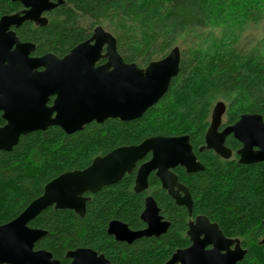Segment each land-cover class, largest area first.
I'll use <instances>...</instances> for the list:
<instances>
[{"label": "trees", "instance_id": "1", "mask_svg": "<svg viewBox=\"0 0 264 264\" xmlns=\"http://www.w3.org/2000/svg\"><path fill=\"white\" fill-rule=\"evenodd\" d=\"M19 7L18 2L0 0V17ZM263 16L264 0H66L46 13L45 25L23 23L16 34L34 44L33 54L51 52L58 57L86 40L96 25L105 24L122 59L139 67L166 55L188 33L193 40L180 49L179 71L165 94L140 117L91 121L69 134L49 126L21 135L9 151L0 150V224L15 218L62 172L83 169L96 156L148 137L188 135L203 169L187 173L178 166L174 172L191 195L190 217L153 173L148 189L134 192V169L116 183L85 193L89 200L83 216L66 208L42 210L29 222L46 231L34 249L50 251L61 264L68 262L66 251L77 247L102 253L111 264H164L177 248L189 245L187 224L203 215L246 249L237 264H264V161L242 164L204 147L217 101L225 103V123L243 113L260 114L264 122V52L258 47L239 49L234 41L225 42L223 35L214 37L210 31L208 38L195 37L197 30L233 23L243 27ZM225 144L235 148L239 143L229 137ZM146 194L153 196L169 222L167 231L131 243L115 240L107 233L110 220L133 230L145 226L140 214Z\"/></svg>", "mask_w": 264, "mask_h": 264}, {"label": "water", "instance_id": "2", "mask_svg": "<svg viewBox=\"0 0 264 264\" xmlns=\"http://www.w3.org/2000/svg\"><path fill=\"white\" fill-rule=\"evenodd\" d=\"M11 1H19L24 9L0 17V111L5 121L0 126V150L9 151L21 135L49 126H58L69 134L91 121L138 118L165 94L179 71L177 45L163 57L139 67L122 59L114 35L101 25H96L86 40L61 57L51 52L30 56L34 44L20 42L9 27L24 21L45 25L47 18L42 14L66 0ZM101 58L105 62L97 64ZM224 111L223 101L213 105L204 135L205 147L228 158L231 151L224 139L232 134L241 144L236 150L239 163L264 161L262 116L243 113L218 131ZM147 153L150 158L137 167L134 191L146 189L148 175L153 171L176 205L184 206L190 216L191 195L173 172L177 165L187 173L203 169L188 135L148 137L138 144L116 147L96 156L87 167L62 172L48 181L42 193L15 218L0 224V264H60L50 251L34 249L46 231L30 227L29 222L49 206L71 209L83 216L89 199L84 193H95L118 182ZM140 219L145 227L136 230L120 220H110L107 233L117 241L131 243L143 236L157 237L169 226L150 195L144 198ZM186 234L190 244L177 248L164 264H237L246 253L237 238L226 237L215 222L203 215L188 223ZM261 242L264 244V237ZM65 256L70 259L69 264H111L103 254L87 247L68 250Z\"/></svg>", "mask_w": 264, "mask_h": 264}, {"label": "rangeland", "instance_id": "3", "mask_svg": "<svg viewBox=\"0 0 264 264\" xmlns=\"http://www.w3.org/2000/svg\"><path fill=\"white\" fill-rule=\"evenodd\" d=\"M101 25L104 29L109 30L105 27V24ZM208 31H210L209 33L214 37H221L223 35L225 42L231 43L234 41V45H237L239 49L247 51L258 47V49L264 52V16L257 23L249 22L243 27H239L233 23L228 26L212 27L201 31L197 30L195 32L196 40L199 39L198 34H202V36H207L208 38ZM192 40L191 34L188 33L184 38L179 39L176 45L183 50L191 45Z\"/></svg>", "mask_w": 264, "mask_h": 264}, {"label": "flooded vegetation", "instance_id": "4", "mask_svg": "<svg viewBox=\"0 0 264 264\" xmlns=\"http://www.w3.org/2000/svg\"><path fill=\"white\" fill-rule=\"evenodd\" d=\"M13 2H18L19 4H20V7L17 9V10H15V11H13V12H11V13H8V14H4V15H10V14H14V13H16V12H19V11H21L22 9H24V7H23V5L19 2V1H13ZM53 9V8H52ZM50 11V10H49ZM49 11H46V12H44L42 15H44L45 17H46V13L47 12H49ZM4 15H2V16H4ZM1 16V17H2ZM47 18V17H46ZM25 22H31V23H33L34 24V22H32V21H24V22H22L19 26H17V27H15V26H10L9 27V29H11V30H13L14 32H15V34H16V29L17 28H19L23 23H25ZM35 25H38V24H35ZM93 30V29H92ZM92 33V32H91ZM16 36H17V34H16ZM18 37V36H17ZM18 39H19V37H18ZM19 41L20 42H30V41H22V40H20L19 39ZM32 43V42H31ZM34 48H35V46H34ZM105 50H103L102 52H104ZM33 52H34V50L32 51V53H30V56H41V55H43V54H45V53H43V54H40V55H36V54H33ZM47 53V52H46ZM105 62V59L104 58H101V59H99L98 60V62H97V64H101V63H104ZM52 97L49 99V102L48 103H51V101H52ZM1 114H2V112L0 111V118H1V120H2V122L0 123V126H2L4 123H5V121L3 120V118L1 117ZM224 114V113H223ZM223 114H222V117H221V123H220V125H219V127H218V131H220V130H222L225 126H228V125H231V124H233L235 121H233V122H231V123H225V120H224V118H223ZM211 115V114H210ZM239 118V117H238ZM210 122V121H209ZM207 130V129H206ZM206 132V131H205ZM205 135V134H204ZM229 137H232L234 140H236L239 144H238V146L237 147H235V148H232V147H229V146H227L226 144H225V141H226V139L227 138H229ZM190 142V141H189ZM205 144V143H204ZM224 145L227 147V148H229L230 149V151H231V154H230V156L228 157V158H235L236 157V160H237V162H238V155H237V153H236V150L237 149H239L240 147H241V144H240V142L237 140V139H235L234 137H233V135L232 134H228V135H226L225 136V139H224ZM204 147H205V145H204ZM206 148V147H205ZM210 150H212V149H210ZM192 151H193V149H192ZM213 151V150H212ZM214 152V151H213ZM194 153V152H193ZM215 153V152H214ZM216 154V153H215ZM147 155H149V157L148 158H146V156ZM218 155V154H217ZM146 156L144 157V158H142L141 160H139V161H137V163L135 164V166L133 167V169L131 170V172L135 169V174H136V170H137V167L139 166V164H141L142 162H144V161H146V160H148L149 158H150V153H147L146 154ZM218 156H220V155H218ZM221 157V156H220ZM146 158V159H145ZM222 158V157H221ZM228 158H225V159H228ZM179 165H177L176 167H178ZM175 167V168H176ZM179 167H182V166H179ZM174 168V169H175ZM183 168V167H182ZM174 169H173V172H174ZM184 169V168H183ZM185 170V169H184ZM130 172V173H131ZM151 173H153V175L155 176V174H154V172L152 171ZM150 173V174H151ZM175 173V172H174ZM125 174H128V173H125ZM124 174V175H125ZM149 174V175H150ZM123 175V176H124ZM149 175H148V178H149ZM175 175H176V173H175ZM122 176V177H123ZM177 176V175H176ZM156 177V176H155ZM157 178V177H156ZM178 178V177H177ZM158 179V178H157ZM134 180H135V176H134ZM148 180V179H147ZM158 181H159V179H158ZM178 181H179V179H178ZM180 182V181H179ZM159 183H160V181H159ZM181 183V182H180ZM181 184H183V183H181ZM184 185V184H183ZM133 187H134V182H133ZM160 187L162 188V189H164L162 186H161V183H160ZM187 188V187H186ZM148 189V185H147V187H146V189L145 190H143V191H141V192H144V191H146ZM188 189V188H187ZM165 190V189H164ZM133 191H134V189H133ZM166 191V190H165ZM135 192V191H134ZM141 192H137V193H141ZM167 192V191H166ZM86 193H89V192H86ZM85 194V193H84ZM89 194H92V193H89ZM168 194V193H167ZM147 195H150V196H152L151 194H146L145 196H144V198L147 196ZM169 195V194H168ZM84 196H88V195H84ZM170 196V195H169ZM89 197V196H88ZM152 198H153V196H152ZM154 199V198H153ZM89 200V199H88ZM87 200V201H88ZM86 201V202H87ZM156 202V201H155ZM157 204V203H156ZM86 206V205H85ZM161 215V214H160ZM189 216V215H188ZM191 216V215H190ZM189 216V217H190ZM163 217V216H162ZM195 218V217H194ZM193 218V219H194ZM164 219V218H163ZM193 219H191L190 221H192ZM189 221V222H190ZM188 222V223H189ZM145 225V224H144ZM145 227V226H144ZM143 227V228H144ZM187 227H188V224H187ZM142 229V228H141ZM136 230V229H135ZM187 231V230H186ZM187 235V234H186ZM113 237V236H112ZM189 239V238H188ZM190 244V243H189ZM88 248V247H87ZM75 249V248H74ZM91 249V248H90ZM71 250V249H70ZM93 250V249H92ZM95 251V250H94ZM67 252V251H66ZM66 254V253H65ZM98 254H102V253H98ZM105 257V256H104ZM65 258L66 259H68V262H67V264H69V262H70V259L69 258H67L66 256H65ZM106 258V257H105ZM56 259V258H55ZM107 259V258H106ZM58 260V259H57ZM108 260V259H107ZM59 261V260H58ZM109 261V260H108ZM60 262V261H59ZM60 264H61V262H60Z\"/></svg>", "mask_w": 264, "mask_h": 264}, {"label": "bare ground", "instance_id": "5", "mask_svg": "<svg viewBox=\"0 0 264 264\" xmlns=\"http://www.w3.org/2000/svg\"><path fill=\"white\" fill-rule=\"evenodd\" d=\"M205 145V144H204ZM239 163V162H238Z\"/></svg>", "mask_w": 264, "mask_h": 264}]
</instances>
